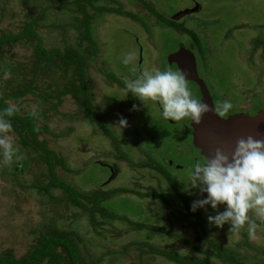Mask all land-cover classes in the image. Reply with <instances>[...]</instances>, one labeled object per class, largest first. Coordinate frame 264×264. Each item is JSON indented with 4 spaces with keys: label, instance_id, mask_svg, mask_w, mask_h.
I'll return each instance as SVG.
<instances>
[{
    "label": "rangeland",
    "instance_id": "374dc122",
    "mask_svg": "<svg viewBox=\"0 0 264 264\" xmlns=\"http://www.w3.org/2000/svg\"><path fill=\"white\" fill-rule=\"evenodd\" d=\"M61 2L0 0V35L18 33L31 17H38L41 9H46L43 19L35 27L36 33L43 38L44 48L50 51L74 46L79 35L73 24L75 18L80 19L82 15L69 10L74 7L70 3L55 7ZM194 3L200 8L191 7ZM146 4L155 7L160 14L170 16L191 7L193 11L180 23L184 22L185 27L199 37L202 51L191 48L188 35L163 27L161 21L146 9ZM97 5L116 11H100L92 19L91 28L99 52L88 59L87 85L94 101V113L114 134L120 151L128 155L130 161L120 158L113 141L96 124L83 119L82 115L74 116L78 106L69 95L63 97L56 110L51 109V104L57 102L55 99L51 104L43 101V89L8 102L17 105L23 116L34 108L40 113L46 111L39 117L38 126L44 123L48 130L38 136L64 159L66 169L56 167L64 182L88 194L126 188L138 191L142 196L154 190L163 194L173 204V209L155 197L121 194L111 199V204L107 202L111 211L128 220L148 224L149 230L136 232L127 222L114 221L104 225L105 230L94 232L85 213L68 205L58 189L51 190L52 196H42L32 187L47 180L44 178L48 175L46 166L32 149L21 145L18 135L11 131L9 135L23 159H14L7 166L0 163V253L12 250L19 258L29 251L46 228L57 227L79 234L82 255L87 262L92 261L90 264H174L144 248L146 252L143 253L138 246L130 245L137 240L181 255L205 258L204 252L210 247L196 241L200 230L195 226L194 217L187 213L185 205L165 179L155 170L141 166L149 163L147 155L151 161L161 164L172 162V165H166V170L189 203L192 205L195 200L207 198V193H201L198 188H187L193 167L201 160V155L192 147L187 118L180 121L165 119L159 102L148 100L145 105L127 90L125 79L137 78L144 68L149 71L171 69L186 74L191 92L196 91L200 77L215 107L230 101L233 107L225 116L242 111L246 116H253L264 110V0H99ZM87 11L93 13L89 6ZM128 14L137 15L145 25ZM180 43L195 54L198 73L178 68L173 54ZM32 49V45L23 40L0 57V73H11L7 80L4 75L0 77V86L13 90L19 83L23 85L29 81ZM130 53L135 59L126 65L123 61ZM11 65L12 68L19 65L18 70H7ZM106 73L122 81L124 87L113 83ZM56 75L55 69L40 73L39 88L51 83L50 93L56 95L61 88ZM121 117L127 120V127H117ZM111 163L117 166L113 176L104 168L105 164ZM225 210L226 205H220L218 210L208 205L196 212L203 217L212 240L235 249L247 264H264V222L250 212L257 224L256 238H249L247 224L239 232L229 234V224L218 228L210 225L207 219L208 215L214 216L217 211ZM149 225L172 229L176 236L155 232ZM186 241L191 245H186Z\"/></svg>",
    "mask_w": 264,
    "mask_h": 264
},
{
    "label": "trees",
    "instance_id": "16d2710c",
    "mask_svg": "<svg viewBox=\"0 0 264 264\" xmlns=\"http://www.w3.org/2000/svg\"><path fill=\"white\" fill-rule=\"evenodd\" d=\"M98 1L99 0H73L69 2V0H62L61 3L55 6L60 8L70 3V5L74 7L69 8V10L82 15V18L80 19L75 18L76 23L73 24V28L79 35L78 42L74 46H65L63 50L54 48L47 51L43 45V38L35 31L37 22L43 19L46 9H41L38 17H31L18 33L8 32L0 35V57H4V54L8 52V49L19 41L24 40L27 43H30L33 48L30 68V72L32 73L31 78L23 85L19 83L13 90L4 89L0 86V111L10 105L8 101L12 99H21L28 94L35 93V91H40V89H43L44 94L41 96L45 103L51 104V100L53 99L57 101L51 104V109L53 108L55 110L57 109V106L62 103L63 97L69 95L78 106V111L74 116L82 115L83 119L96 124L102 130L104 135L113 141L120 158L130 161L128 155H125L120 151L119 142L114 134L110 132L104 122L102 123V120H100L96 113H94V101L91 97L90 88L87 85L86 65L89 61L88 59L95 57L99 52V47L94 39L91 28L92 19L94 18V15L100 11H116L113 8H107L106 6H95V3ZM87 6L93 10L92 14L87 11ZM145 7L159 21H161L164 25L163 27H170L188 35L191 40L190 44L194 46V49H197V51L200 52L202 51V43L199 37L195 35L191 29L184 27L182 24H176V22L171 20L169 15L160 14L153 6L146 4ZM128 17H131L140 23L142 22V24L145 25L137 15L128 14ZM172 17L175 18L176 15ZM12 67L14 66L11 65L7 67V70L15 72L18 70L19 65L15 68ZM52 69L57 70V82H61V88L56 95L50 93L53 84L48 83L45 88H39V84L37 83L40 73H43L44 71L49 72ZM2 75H4V72L0 73V77ZM106 77L120 87H124L122 81L111 77L108 73H106ZM201 80L202 79L200 78V84ZM198 87L199 83L195 86L194 90H197ZM45 112L46 111H42L41 113L38 112L37 117L31 116L30 114L23 116L20 112H16L11 117H6V119L10 120L12 124V131L18 135L19 143L28 149H32L36 157L46 166L48 175L44 176V178H47V180L34 184L32 187L36 188L42 196H50L51 190L58 189L63 195V200L68 205L80 209L85 213L88 224L94 232H97L98 229H102V231L105 230L104 225L112 224L114 221L127 222L136 232L149 230L147 228L148 224L128 220L124 216L111 211L107 203L109 202V204H111V199H116L120 197L121 194L125 195L131 193L135 196H141L140 192L120 188L111 192L100 190L88 194L74 188L59 178L56 167L60 166L61 168L66 169L64 159L58 156L53 150L49 149L45 141L40 140L38 136L41 132H47L48 130V127L44 123L41 126H38V119L41 114L45 115ZM148 161L149 163H143L141 166L155 170L160 178L167 181L171 189L185 205L187 213L192 215L196 221L195 226L200 230V234L197 236L196 241L206 243L210 247V250L204 252V254H206L205 258H198L183 254L181 255L140 240L134 241L130 245L138 246L143 253L148 250L149 253L158 255L166 261L174 264H213L212 262L214 261L224 264H247L245 258H241L237 255L238 253L235 249L220 245L210 238L207 224L203 217L196 211L193 212L191 210V204L189 203L188 198L182 192V189L177 182L168 174L166 170L167 163L161 164L158 161H151V159ZM112 164L116 169V164ZM104 168L108 169L106 166H104ZM16 170L19 169L16 167ZM113 172L115 173L116 170ZM141 197H155L159 199V201H162L167 208L169 207V209H173V204L170 203L163 194H159L154 190L152 193L149 192L143 194ZM150 227L152 230L160 234L172 237L176 236L172 229L163 228L159 225H151ZM81 243L82 239L76 232L71 230H61L57 227H49L38 236L37 241L34 242L29 251L21 257L16 258L12 250H6L0 253V264H90L92 261L87 262L82 255L80 247ZM187 244L191 245L189 241H186V245ZM128 245H126V248ZM143 248L146 250H143ZM200 253H203V251L200 250Z\"/></svg>",
    "mask_w": 264,
    "mask_h": 264
},
{
    "label": "clouds",
    "instance_id": "9594fccd",
    "mask_svg": "<svg viewBox=\"0 0 264 264\" xmlns=\"http://www.w3.org/2000/svg\"><path fill=\"white\" fill-rule=\"evenodd\" d=\"M134 59V54L130 53L123 63L127 65ZM10 77V72L4 73L5 80ZM125 85L145 105L148 100L159 102L165 119L180 121L190 117L199 124L203 114L210 111L206 103L193 98L186 74L179 71H149L144 68L137 78H126ZM232 107L230 101H224L216 105L215 112L223 117ZM135 109L134 105L133 110ZM18 111L19 107L15 104L0 111V163L6 166L14 159H23L13 137L9 135L12 124L6 119ZM30 115L37 117L38 111L34 108ZM127 124V120L121 117L117 127L124 128ZM187 188H198L201 193H207V198L193 201V212L208 205L216 210L220 205H226L225 211H217L214 216L208 215L210 225L223 228L225 224H229L231 234L239 232L247 224L249 238L255 239L257 224L249 213L253 212L264 222V140L253 136L241 137L231 152L216 148L205 163L197 162L194 165L190 175V187Z\"/></svg>",
    "mask_w": 264,
    "mask_h": 264
},
{
    "label": "water",
    "instance_id": "95a60500",
    "mask_svg": "<svg viewBox=\"0 0 264 264\" xmlns=\"http://www.w3.org/2000/svg\"><path fill=\"white\" fill-rule=\"evenodd\" d=\"M187 11L192 12L193 9L181 11L176 16L185 14ZM173 56L176 57L181 70H188L195 74L196 59L190 50L181 47ZM191 93L193 98L206 103L210 108L209 112L203 114L199 124L190 117L188 119L192 147L201 155L199 163H205L216 148H221L225 152L233 151L236 141L241 137L253 136L258 140H264V110L258 111L253 116L237 113L223 118L216 114L212 98L203 82L197 91ZM110 170L113 176L114 172Z\"/></svg>",
    "mask_w": 264,
    "mask_h": 264
},
{
    "label": "flooded vegetation",
    "instance_id": "af4514ba",
    "mask_svg": "<svg viewBox=\"0 0 264 264\" xmlns=\"http://www.w3.org/2000/svg\"><path fill=\"white\" fill-rule=\"evenodd\" d=\"M191 7H199L200 8V5L198 4V3H194L193 4V6H191ZM189 8V9H192V8ZM190 11H187L185 14H179V15H177L175 18L174 17H172V16H170L169 15V17L171 18V20L172 21H174V22H176V24H182L184 27H185V25H184V22L183 23H180L181 21H183V18H185L186 16H189L190 14ZM187 28V27H186ZM179 48H181V47H183V48H185V49H188V50H190L191 51V49H189L188 47H186V46H184L182 43H180V45L178 46ZM191 48H194V46L191 44ZM193 53V52H192ZM194 56H195V54H193ZM195 59H196V56H195ZM177 61V60H176ZM177 66H178V68H179V64H178V62H177ZM198 66H197V60H196V70H195V73H198ZM180 69V68H179ZM198 75V74H197ZM203 80H201V82H202ZM199 83V87H200V77H198V82H197V84ZM204 83V82H203ZM197 84H196V86H197ZM199 87H198V89H199ZM197 89V90H198ZM196 90V91H197ZM212 101H213V99H212ZM213 104H214V102H213ZM215 107V106H214ZM258 112V111H257ZM256 112V113H257ZM242 113H244V114H246L245 112H243L242 111ZM233 113H230V115H232ZM235 114H237V113H235ZM229 116V115H228ZM228 116H225V117H228ZM224 117V118H225ZM188 119L189 118H187V123H188V132H189V134H190V140L192 141V135H191V127H190V125H189V122H188ZM192 144V143H191ZM148 156V159H150V156L149 155H147ZM199 161H200V159H199ZM167 162V161H166ZM167 164L168 165H172V162H167ZM104 166H106L109 170L110 169H112L113 171L114 170H116L117 171V168L115 169V166L111 163V164H105Z\"/></svg>",
    "mask_w": 264,
    "mask_h": 264
}]
</instances>
